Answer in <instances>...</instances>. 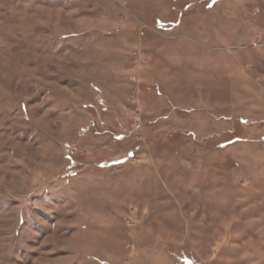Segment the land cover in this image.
<instances>
[{
    "label": "rangeland",
    "instance_id": "rangeland-1",
    "mask_svg": "<svg viewBox=\"0 0 264 264\" xmlns=\"http://www.w3.org/2000/svg\"><path fill=\"white\" fill-rule=\"evenodd\" d=\"M0 264H264V0H0Z\"/></svg>",
    "mask_w": 264,
    "mask_h": 264
}]
</instances>
